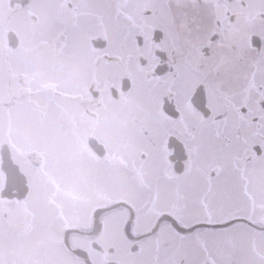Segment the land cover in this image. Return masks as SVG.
I'll return each instance as SVG.
<instances>
[{
  "label": "flooded vegetation",
  "instance_id": "af4514ba",
  "mask_svg": "<svg viewBox=\"0 0 264 264\" xmlns=\"http://www.w3.org/2000/svg\"><path fill=\"white\" fill-rule=\"evenodd\" d=\"M0 264H264V0H0Z\"/></svg>",
  "mask_w": 264,
  "mask_h": 264
},
{
  "label": "rangeland",
  "instance_id": "374dc122",
  "mask_svg": "<svg viewBox=\"0 0 264 264\" xmlns=\"http://www.w3.org/2000/svg\"><path fill=\"white\" fill-rule=\"evenodd\" d=\"M21 20H22V18H21ZM32 54H34V53H32ZM111 182H112V184L115 183V182H118L119 183V181H117V180L116 181L112 180ZM134 187H136V186H134ZM112 188L113 189H112V192L111 193H112V195H114V196H112L114 198H117L115 196L125 197V195H130V197H133L135 199L136 198L137 199H140V201L142 200V197H141L142 196V192L140 191V189L138 187H136L137 192H133V191L130 192L128 189L122 190V189L118 188L117 186L116 187H112ZM124 192H127V193L124 194ZM135 193H137V194H139L141 196H137V195H135ZM119 216L120 215H116V216H112L111 217L110 228H109V233L110 234L108 236L110 242H114L119 237V235H118L119 222L117 221V219H118ZM53 217H54V212L49 211V216H48L47 219L49 221H51V222H54L53 221ZM55 223H57V221ZM52 236H56V234H53ZM14 241H15V244H18L19 242H22V239H18V236L15 235ZM45 247H46V250H50L49 249V247H50L49 245H45Z\"/></svg>",
  "mask_w": 264,
  "mask_h": 264
},
{
  "label": "water",
  "instance_id": "95a60500",
  "mask_svg": "<svg viewBox=\"0 0 264 264\" xmlns=\"http://www.w3.org/2000/svg\"><path fill=\"white\" fill-rule=\"evenodd\" d=\"M118 206H120V204H118V205H116V206L112 207V209H114V208H117Z\"/></svg>",
  "mask_w": 264,
  "mask_h": 264
}]
</instances>
